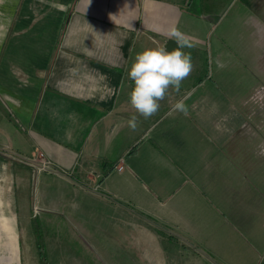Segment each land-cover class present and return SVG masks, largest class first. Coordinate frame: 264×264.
Here are the masks:
<instances>
[{
    "label": "crops",
    "instance_id": "crops-1",
    "mask_svg": "<svg viewBox=\"0 0 264 264\" xmlns=\"http://www.w3.org/2000/svg\"><path fill=\"white\" fill-rule=\"evenodd\" d=\"M219 3L0 0V264H28L37 254L32 222L42 238L48 220L58 231L59 206L69 229L82 235L90 234L84 222L93 205L137 219L136 246L150 255L171 253L175 239L156 241L149 222L193 238L196 264L228 260L232 246H246L245 254L263 246L264 0L241 2L263 23H241L237 31L218 15L206 19ZM173 28L192 45L182 49L191 74L133 131L126 70L138 52L162 47ZM205 52L212 77H223L217 69L226 60L233 71L225 78L245 84L253 77L259 88L250 95L204 86ZM181 99L187 116L172 110ZM7 151L40 152L59 173L34 177ZM235 226L245 234L238 242Z\"/></svg>",
    "mask_w": 264,
    "mask_h": 264
},
{
    "label": "rangeland",
    "instance_id": "rangeland-1",
    "mask_svg": "<svg viewBox=\"0 0 264 264\" xmlns=\"http://www.w3.org/2000/svg\"><path fill=\"white\" fill-rule=\"evenodd\" d=\"M219 1L220 3L216 8L218 14L214 15L220 16L222 23L230 24L233 28L235 27V31H237L236 29L241 23H263L253 7L249 10H242L241 2L246 0ZM206 19L209 22L214 21V19H209V17ZM197 21L199 22L200 20ZM235 31L230 30L231 33ZM212 64L209 52H205L202 62L203 67L199 70L200 75L202 73L205 80L203 83L204 86L208 87L215 84L218 86L224 84L225 86L227 84L234 87L238 91V94L243 90H248L250 95L259 88L256 79L253 77L249 78V80L245 78V84L244 79L240 76L235 75L228 79L225 78L227 70L233 71L232 68H227L226 60L217 69V74L219 75L221 72H224L222 74L223 77L215 79L210 75ZM256 69L254 68V71ZM62 195L64 194L59 191L55 196L60 198ZM63 198L65 200L67 197L63 196ZM78 200H81V198L77 197L75 199L70 210H77V206L79 205ZM92 204L91 201V206ZM50 208L47 205L42 206L43 212L46 213L50 211ZM64 210L65 208L63 206L57 207L60 223V225L58 224L60 228L57 229L58 231L51 232L56 230L57 227H51L49 220L43 224L45 236L42 238V241L44 242L43 248L47 264H196L195 257L199 254H197L198 251L195 250L196 248L193 245L195 243L194 239L181 238L170 227L148 223L147 226L152 227L155 234H158L155 235L156 241L165 238L167 235L175 238V243H168L169 247L173 250L171 253H162L160 251L159 254L150 255L144 252L146 248L139 241L138 246H136V231L142 229L140 223L136 222L138 221L137 219L132 220L131 218L116 217L113 211L93 205L86 214L84 222L86 230L90 234L88 235L86 233L82 235L80 230L69 229L70 223L65 220L66 214ZM63 227L64 229H62ZM231 232L237 242L240 239L238 236L240 232L245 236L244 232L238 231L236 226ZM262 243L263 246L258 248L256 252L252 251L247 254L242 252L246 246L237 245L229 247L227 248L230 249L229 255L227 254L229 259L222 262L218 260L216 264H260L261 261L264 262V239ZM30 261L32 264H39L37 254L30 256L28 264H30Z\"/></svg>",
    "mask_w": 264,
    "mask_h": 264
},
{
    "label": "clouds",
    "instance_id": "clouds-1",
    "mask_svg": "<svg viewBox=\"0 0 264 264\" xmlns=\"http://www.w3.org/2000/svg\"><path fill=\"white\" fill-rule=\"evenodd\" d=\"M168 36L176 41V49L169 52L165 47L145 48L135 55L126 70L127 77L132 81L128 102L135 112L127 124L133 131L138 127L139 117L147 120L157 114L160 102L165 100L170 90L178 93L182 82L191 74V55L182 50L192 46L189 39L178 28L171 29ZM172 110L188 115L183 99L177 101ZM259 154L264 155V149Z\"/></svg>",
    "mask_w": 264,
    "mask_h": 264
},
{
    "label": "built area",
    "instance_id": "built-area-1",
    "mask_svg": "<svg viewBox=\"0 0 264 264\" xmlns=\"http://www.w3.org/2000/svg\"><path fill=\"white\" fill-rule=\"evenodd\" d=\"M8 158L18 161L26 166H28L34 177L40 173L56 174L59 173L58 168H56L52 162L45 158L42 153L38 152L34 156H24L13 153L11 151L5 152ZM121 165L115 167L116 170H120Z\"/></svg>",
    "mask_w": 264,
    "mask_h": 264
},
{
    "label": "trees",
    "instance_id": "trees-1",
    "mask_svg": "<svg viewBox=\"0 0 264 264\" xmlns=\"http://www.w3.org/2000/svg\"><path fill=\"white\" fill-rule=\"evenodd\" d=\"M32 225H33L34 239H35V245L37 249V256H38L39 264H47L45 254H44V248H43L44 244L42 241V236H41L39 225H37V223L35 224L34 222H32ZM171 239L174 240L175 238L171 237Z\"/></svg>",
    "mask_w": 264,
    "mask_h": 264
},
{
    "label": "water",
    "instance_id": "water-1",
    "mask_svg": "<svg viewBox=\"0 0 264 264\" xmlns=\"http://www.w3.org/2000/svg\"><path fill=\"white\" fill-rule=\"evenodd\" d=\"M209 17V19H216L217 16L216 15H208L207 18ZM162 47H165L166 51L171 52L172 50L176 49L178 47L177 43L175 40L173 39H166L165 43L163 44Z\"/></svg>",
    "mask_w": 264,
    "mask_h": 264
}]
</instances>
